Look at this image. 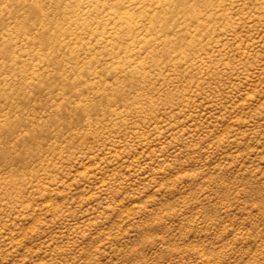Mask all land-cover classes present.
<instances>
[{"label": "rangeland", "instance_id": "obj_1", "mask_svg": "<svg viewBox=\"0 0 264 264\" xmlns=\"http://www.w3.org/2000/svg\"><path fill=\"white\" fill-rule=\"evenodd\" d=\"M0 264H264V0H0Z\"/></svg>", "mask_w": 264, "mask_h": 264}]
</instances>
